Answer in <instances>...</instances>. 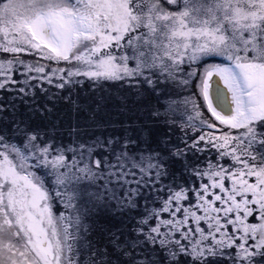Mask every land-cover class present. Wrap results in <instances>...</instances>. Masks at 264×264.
<instances>
[{
  "label": "snow or ice",
  "instance_id": "1",
  "mask_svg": "<svg viewBox=\"0 0 264 264\" xmlns=\"http://www.w3.org/2000/svg\"><path fill=\"white\" fill-rule=\"evenodd\" d=\"M0 264H264V0H0Z\"/></svg>",
  "mask_w": 264,
  "mask_h": 264
}]
</instances>
